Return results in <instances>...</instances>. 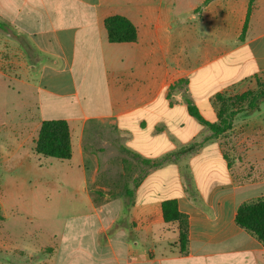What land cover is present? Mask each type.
<instances>
[{
	"label": "crops",
	"instance_id": "obj_1",
	"mask_svg": "<svg viewBox=\"0 0 264 264\" xmlns=\"http://www.w3.org/2000/svg\"><path fill=\"white\" fill-rule=\"evenodd\" d=\"M204 1L0 0V32L32 58L14 87L33 88L40 124L67 122L69 160L86 194V211L66 219L48 264H264V247L235 223L238 206L264 197V101L218 137L187 110L190 103L215 122L217 94H242L249 88L232 91L244 82L255 88L264 74V0H253L243 40L249 0ZM115 15L133 24L134 42H108L104 20ZM179 83L183 91L170 90ZM90 121L110 123L132 159L122 196L100 201L85 189L90 155L92 182L101 172L84 144ZM133 155L170 160L144 166ZM95 189L105 196L103 184ZM168 200L186 217L184 254L177 223L163 220Z\"/></svg>",
	"mask_w": 264,
	"mask_h": 264
},
{
	"label": "rangeland",
	"instance_id": "obj_2",
	"mask_svg": "<svg viewBox=\"0 0 264 264\" xmlns=\"http://www.w3.org/2000/svg\"><path fill=\"white\" fill-rule=\"evenodd\" d=\"M25 54L13 36L0 32V264H48L52 253L49 247L57 244L66 219L83 214L87 207L77 164L38 156L33 151L32 140L40 128L35 91L18 90L13 83V77L31 63L32 58L28 61ZM225 61H231V57ZM258 84L259 88L250 89L253 83L244 82L232 92L264 90V74ZM5 87L12 92L5 93ZM183 88L180 84L172 91ZM201 103L205 118L213 120L206 101ZM250 114L244 111L242 117ZM120 142L110 123H87L85 148L95 150L101 172L92 182L95 161L90 155L85 189L100 201L122 196L128 181L124 172L130 177L136 171L131 169L132 159L121 151ZM233 176L242 182L234 169ZM98 184L105 187V196H99L95 189Z\"/></svg>",
	"mask_w": 264,
	"mask_h": 264
},
{
	"label": "trees",
	"instance_id": "obj_3",
	"mask_svg": "<svg viewBox=\"0 0 264 264\" xmlns=\"http://www.w3.org/2000/svg\"><path fill=\"white\" fill-rule=\"evenodd\" d=\"M210 0H205L206 4ZM253 8V0H249L244 25L242 27L239 40H243L247 28V22ZM104 27L107 32L109 43H129L137 38V32L133 24L122 16H110L104 20ZM259 79L256 81V87ZM180 84V83H179ZM259 88V87H258ZM174 89V86L170 90ZM264 100V90L253 92L246 90L242 94L226 96L217 94L215 104L217 106L216 121H206L194 105L188 103V114L195 118L200 124L207 127L212 137H218L231 129L233 118L244 111L253 112L258 110V103ZM246 101V107L243 102ZM33 151L36 155L57 160H69L71 158V137L70 130L65 120H44L40 124L37 137L34 141ZM141 165L157 166L170 160V155L159 161H149L141 159L138 155H133ZM189 181L185 180L188 188ZM128 196L132 193L127 192ZM162 214L165 223H177L178 243L181 253L187 250V221L186 217L179 213L175 200H168L162 203ZM236 225L257 239L264 247V197L245 202L238 206L235 214ZM114 227L111 229L113 230ZM110 233V232H109Z\"/></svg>",
	"mask_w": 264,
	"mask_h": 264
}]
</instances>
